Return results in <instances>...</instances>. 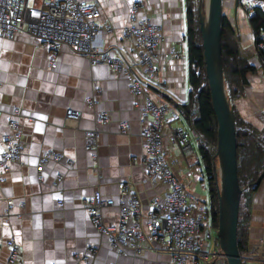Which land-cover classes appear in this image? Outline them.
Segmentation results:
<instances>
[{"label":"crops","instance_id":"0c3cea01","mask_svg":"<svg viewBox=\"0 0 264 264\" xmlns=\"http://www.w3.org/2000/svg\"><path fill=\"white\" fill-rule=\"evenodd\" d=\"M95 1L101 11L99 22H108L116 29L113 33L101 32L96 43L105 50H115L127 62L134 61V55L118 29L128 23L131 5L141 3L138 12H146L166 36L156 61L155 80L165 78L167 86L150 83L151 97L157 104H168L175 110L172 101L186 102L184 0ZM239 3L234 7V0H226L224 12L239 35L242 49L249 53V63L255 71L246 75L244 95L235 100L234 107L244 121L261 129L264 67ZM170 46L179 48L185 61H173L168 53ZM48 59L47 47L24 31L12 38H0V149L5 144L4 137L12 134L9 123L13 119L19 122L23 145L20 159L9 163L6 171L0 170L4 178L0 182V263L8 257L6 242L13 240L20 248L17 264H76V257L88 252L93 253L92 264H168L169 254L153 250L157 249L155 243L152 247L142 243L139 254L129 248L112 247L82 206L83 199L98 190L114 200L135 196L145 212L153 197L168 192L164 183L148 181L142 165L138 136V105L142 99L129 91L123 75L111 73L105 64L90 66L86 57L68 46L58 54L56 68H48ZM135 72L139 75L137 67ZM92 98L96 99L95 105L90 103ZM67 109L80 112L76 123L65 122ZM102 111L107 113L108 122L98 127L97 138L87 139L85 132L96 127L95 115ZM121 122L128 123L126 132L121 130ZM166 122L167 126L175 125L169 117ZM163 144L185 192L198 199V195L190 193L203 180L197 157L183 158L174 144L166 139ZM87 145L91 150L85 149ZM47 150L61 152L63 159L42 162V154ZM59 174L63 178L57 183ZM119 183L125 188L119 189ZM249 204L244 261L256 260L253 256L258 254L264 260V177ZM103 218L107 225H115L118 209L105 208ZM135 220L132 216L128 223Z\"/></svg>","mask_w":264,"mask_h":264},{"label":"built area","instance_id":"2783aa9c","mask_svg":"<svg viewBox=\"0 0 264 264\" xmlns=\"http://www.w3.org/2000/svg\"><path fill=\"white\" fill-rule=\"evenodd\" d=\"M240 5L246 17L250 16L251 5L245 0H240ZM139 6L141 3L131 5L128 23L118 29L120 38L131 47L134 55L131 62L125 61L115 50H105L96 43L101 32L113 33L116 29L108 22H99L101 11L95 0H0V38H12L20 31L26 32L49 50V69L56 68L58 54L64 46H68L74 53L86 57L90 66L105 64L111 73L125 77L129 91L142 99L138 105V136L142 143L141 160L147 179L152 183H164L168 192L162 197H153L145 212L135 196L114 200L99 191L83 199L82 206L88 212L91 223L112 247L129 248L139 254L143 250L142 243L151 247L155 243L157 249L153 250L169 254L168 264H187L188 261L208 264L223 259L214 246L216 227H212L207 219L206 204L185 192L163 144L164 139L168 140L179 149L183 158H189L194 154L191 135L183 126H167L168 117L178 120V112L168 104H157L151 97L150 83L167 86L165 78L155 80L156 61L165 36L162 27L154 23L146 12H138L141 9ZM137 13H140L138 17ZM259 47L264 49L262 44ZM168 53L175 62L182 58L174 46L168 48ZM136 67L139 75L135 72ZM90 103L95 105L96 99L92 98ZM1 114L2 111L0 118ZM80 115L79 111L67 109L65 122L76 123ZM108 120L106 112L96 113V127L86 131L85 137L97 138L98 127ZM9 124L13 130L12 134L4 137L5 144L0 149L1 171H6L9 163L18 161L23 149L19 122L13 119ZM120 128L126 132L128 123L121 122ZM85 149L91 150V146L87 145ZM47 159L61 161L63 154L47 150L42 154L41 161ZM1 171L0 182H3ZM62 178L63 175H57L56 182ZM118 188L124 189L125 185L119 183ZM109 207L118 209L115 225H107L104 221L103 210ZM132 216L136 220L129 224ZM6 245L9 248L8 257L0 264H17L19 245L13 240H8ZM253 257L264 263L259 254ZM92 259L93 253L88 252L77 256L76 264H92Z\"/></svg>","mask_w":264,"mask_h":264},{"label":"trees","instance_id":"16d2710c","mask_svg":"<svg viewBox=\"0 0 264 264\" xmlns=\"http://www.w3.org/2000/svg\"><path fill=\"white\" fill-rule=\"evenodd\" d=\"M251 15L247 17L253 33L254 47L261 65L264 67V7L251 4ZM198 0H184L185 42L187 60V101L177 104L179 122L193 136L197 144L198 164L207 188L208 202L206 216L213 227L218 223V193L213 156L216 150L217 123L214 116L210 92L204 71V57L199 31ZM220 50L226 96L233 107L236 137L237 177L242 189L237 221V245L240 255L247 252V232L249 223V203L258 184H254L264 169V127L255 128L244 121L233 105V101L244 95L248 73L255 68L249 63L250 55L241 47L239 35L231 26L228 17L221 18ZM264 121V113L260 115ZM186 125V127H185ZM211 264H226L225 260Z\"/></svg>","mask_w":264,"mask_h":264},{"label":"water","instance_id":"95a60500","mask_svg":"<svg viewBox=\"0 0 264 264\" xmlns=\"http://www.w3.org/2000/svg\"><path fill=\"white\" fill-rule=\"evenodd\" d=\"M240 0H234L237 7ZM201 4L199 5L200 8ZM223 0H206L200 14L199 31L204 57V71L217 123L216 150L213 156L218 193V223L215 236L226 264H243L244 256L237 245L238 209L242 189L237 177L236 137L233 107L226 96L220 50L221 18L225 15ZM264 177V169L254 184ZM213 260L212 262H215Z\"/></svg>","mask_w":264,"mask_h":264},{"label":"rangeland","instance_id":"374dc122","mask_svg":"<svg viewBox=\"0 0 264 264\" xmlns=\"http://www.w3.org/2000/svg\"><path fill=\"white\" fill-rule=\"evenodd\" d=\"M223 3H224V7H225V5H226V0H223ZM249 3H253V4H259V5H262L263 7H264V0H249ZM197 4H198V15L200 16V14H202V15H204V13H205V4H206V0H198V2H197ZM201 4V6H200V8H199V5ZM245 12V11H244ZM164 36H165V34H164ZM165 41H166V36H165ZM186 45V44H185ZM177 51H179L180 52V50H179V48H177L176 49ZM183 58V57H182ZM182 58L180 59L181 61H183L182 60ZM181 61L179 62V63H181ZM185 61V60H184ZM187 61V60H186ZM237 100V99H236ZM233 105H235V100L233 101ZM138 123H139V121H138ZM181 122H179L178 120H175V125H173V126H171V127H174V126H181V124H180ZM185 127H186V125H185ZM187 128V127H186ZM191 135V134H190ZM191 139H192V143H193V148H194V154L192 155V157H197L198 158V152H197V144H196V142H195V140H194V138H193V136L191 135ZM199 162V161H198ZM190 193H194V194H196V195H198L199 197H198V200L201 202V203H203L204 202V204L205 203H207L208 202V195H207V188H206V186H205V182H204V180H202L201 182L200 181H198L197 183H196V185H195V187H194V189H193V191L192 192H190ZM157 196V195H156ZM199 205H201L200 203H199ZM117 224V223H116ZM212 226V225H211ZM213 227V226H212ZM217 228V227H216ZM215 228V229H216ZM106 239V238H105ZM107 241V240H106ZM214 246H215V248H217L218 249V243H217V239H216V244H214ZM219 261H222V260H224V259H222L221 258V260L220 259H218ZM217 261V260H216ZM243 264H263V263H261V262H258V261H256V260H246V261H243Z\"/></svg>","mask_w":264,"mask_h":264},{"label":"bare ground","instance_id":"6f19581e","mask_svg":"<svg viewBox=\"0 0 264 264\" xmlns=\"http://www.w3.org/2000/svg\"><path fill=\"white\" fill-rule=\"evenodd\" d=\"M98 191V190H97ZM121 191V190H120ZM129 196V195H128Z\"/></svg>","mask_w":264,"mask_h":264}]
</instances>
